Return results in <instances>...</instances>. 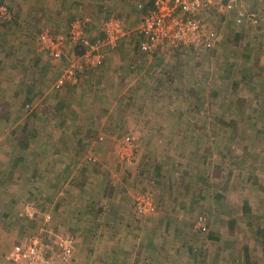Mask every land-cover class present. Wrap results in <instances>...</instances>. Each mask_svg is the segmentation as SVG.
Returning <instances> with one entry per match:
<instances>
[{
	"label": "rangeland",
	"instance_id": "1",
	"mask_svg": "<svg viewBox=\"0 0 264 264\" xmlns=\"http://www.w3.org/2000/svg\"><path fill=\"white\" fill-rule=\"evenodd\" d=\"M21 1L30 6L26 19L21 22L13 14L12 19L0 21V71L12 60L20 67L24 53L44 70L30 72L37 85L35 96L20 86L26 80L17 77L21 72L0 81V104L7 106L6 100L2 102L10 96L5 93L9 84L17 90L12 122L27 117L39 102L49 103L57 109L46 120L50 135L51 121L76 119L90 124L89 143L97 139L101 148L112 151L117 144L131 146L132 162L127 163L131 168L123 178L125 186L122 178L112 184L111 192L122 205L116 202L110 216L115 220L99 223L104 234L83 239L67 225L60 226L68 231H57L59 223L42 219L44 210L54 207V199L37 192L28 198L37 205L33 222L19 217L18 205L0 207L4 213L0 215V264H14L5 259L6 253L30 236L40 235L56 248L63 233L78 240L77 250L69 262L57 258L56 264H264V233L257 234L256 226L242 216L248 203L264 230V0H248V11L255 16L241 25L235 23L233 10L212 15L210 24L220 41L197 51L149 55L140 51L138 37L131 32L116 49H105L121 62L115 71L118 75L105 76L104 71L93 69L78 83L60 88L53 84L66 59L56 62L41 56L38 62L35 56L36 37L44 28L64 35L70 22L88 16L93 22L85 23L86 36L98 38L105 19L118 16L133 30L140 23L133 17L141 11L139 3L149 0H99L93 14L52 16L57 28L45 16L36 21L35 12L44 6L40 0ZM24 41L28 47L22 51L18 44ZM8 125L0 126L1 145L11 140L15 124ZM75 129L69 128V134ZM125 136L132 139L118 142ZM81 142L77 145L84 150ZM91 149L86 150L95 151ZM139 193L151 195L154 211L138 212ZM219 193L223 197L217 198Z\"/></svg>",
	"mask_w": 264,
	"mask_h": 264
},
{
	"label": "crops",
	"instance_id": "2",
	"mask_svg": "<svg viewBox=\"0 0 264 264\" xmlns=\"http://www.w3.org/2000/svg\"><path fill=\"white\" fill-rule=\"evenodd\" d=\"M40 1L44 6L41 7L42 10H40V13L35 12L39 15L36 21H43L40 16H45L54 26L57 20L53 19L54 17L52 16L62 18L65 15L72 17L76 13L82 15H87L88 13L93 14V11L100 7L98 5L99 0ZM7 2L12 10L11 15L14 14L17 20L22 22V20L26 19L24 16L30 14V12H27L30 6L26 7L22 1L7 0ZM142 15L143 11L141 10L138 16L133 17L140 22ZM49 16L51 17L49 18ZM84 17L85 18L81 19L87 21L88 24L93 22L91 17ZM131 20L132 17H129L128 21ZM71 23L72 22L68 25L67 33L64 34L66 36ZM55 27L57 28V26ZM50 30L58 37L64 36L61 33L57 34L52 28H50ZM66 36L64 38H66ZM23 46L24 48L28 47L25 41L22 43L19 42L18 49L22 50ZM35 51L38 53V55H35L36 57L38 56V62L41 60L39 59L41 56L50 57L38 51V44H36ZM22 58L24 60L20 67L12 60L7 69L0 71V81L2 80L5 82V80L10 79V74L14 76V73L19 74V72H21L17 77L26 80L24 82L22 81L20 86L25 87L26 94H33V96H35L37 95L35 94L37 85H34L33 81H31V77L33 76L30 72H34L33 70L39 72L44 69L40 66H34L35 61L29 59L30 57L26 56L25 53ZM50 58L52 59V57ZM112 58L113 54L110 53L106 55L103 62L94 69L100 72L104 71L105 76L118 75L115 71L121 62L117 57H114V59ZM54 61L57 62L56 59H54ZM3 65L4 63H2V66ZM32 66L34 67L32 68ZM64 68L65 65L60 74L63 73ZM29 84H31V88H29ZM9 86L11 88H5V93H9L10 96L6 99L4 98L2 102L5 104L7 102V106L0 104V126H6L8 123V126L12 124L15 125L11 132L10 142L7 137L6 139H8V141L5 140V144L1 145L2 138L0 137V178L3 176L5 177L2 182L0 180V183H4L0 184V201L3 198L9 199L8 202L3 201L4 203H0V207H12L14 204L16 206L18 205L19 217L32 221L34 217L38 215L35 208L37 205L28 198L29 193L34 196V192H37V195L41 194L43 197L54 199V207L52 205L50 210H44L42 219L47 223L52 221H54V223H59V226L57 225L55 228L58 229L57 231H61L62 225H67L75 234H83L81 236L83 239L86 237L91 238V234H104V231L100 233L102 229L98 227L99 223L101 224L104 219L115 220L110 216L115 213L117 203L118 206L119 204L122 205V202L120 203L121 198L117 200L116 196L111 192L114 188H112V184L119 183L117 180L122 178L121 183L125 186L123 178L128 175V170L131 168L130 164L127 163L132 162L130 161L132 158L128 155L130 150H132L131 147L123 148L117 143L127 141L124 140L125 138H128V140L132 138L125 136L122 138L123 140L121 139V141L116 142L115 144H117V146L114 151L108 146L101 148V143L97 139L91 143L88 142L91 141L88 139V133L90 132L88 128L90 124L77 122L76 119L62 121L60 118L49 123L48 127L51 129V132H53V135H50L45 129L46 120L50 118V112L53 111L55 115L57 109L50 108L51 105L45 102H39L36 108L32 109L27 117L25 116L26 118L24 117L18 120L17 123H14L11 120V115L13 113L12 105L17 96V90L13 89L12 84H9ZM83 93L88 95L87 90H84ZM33 98L35 99V97ZM5 100L6 102H4ZM77 123H80V125ZM72 127H76V129L73 133L71 132V134H69L68 129ZM78 127H84L85 129L84 131L81 129L78 130ZM81 140V143L84 144L85 147L84 150L77 145L78 141ZM82 144H80V146ZM91 147V150L95 151L90 153V151L86 149L88 148L90 150ZM32 149L36 151V156ZM85 150L86 152H84ZM126 169L128 170L126 171ZM49 194H51V196L53 195V197H49ZM111 198H113V200H111ZM17 200L20 202H16ZM40 206L41 208L45 207L41 204ZM28 208L34 210L35 214L33 217H31L29 213H26V209ZM0 215L3 216L4 213L1 212ZM93 216L95 218L88 229V223L91 222ZM96 222H98L97 225L95 224ZM65 231L68 230L63 228L62 232ZM77 238L78 237H76V239ZM76 243L78 244V240H76ZM77 244L75 251L77 250Z\"/></svg>",
	"mask_w": 264,
	"mask_h": 264
},
{
	"label": "built area",
	"instance_id": "3",
	"mask_svg": "<svg viewBox=\"0 0 264 264\" xmlns=\"http://www.w3.org/2000/svg\"><path fill=\"white\" fill-rule=\"evenodd\" d=\"M247 2L248 0H152L151 6L148 5L150 1L140 2L143 15L139 25L133 30L128 29L120 17L109 16L102 23L103 35L89 38L85 29L87 21L80 18L72 21L66 38L58 37L50 28H44L37 36L38 51L57 60L66 59L64 71L54 83L55 88H60L65 84L78 83L83 72L97 68L103 62L107 55L105 49H116L121 40L131 32L138 37L140 51L149 55L207 47L219 40L217 30L210 24L212 15L226 14L233 10L235 23L241 25L255 16V13H249ZM11 18L9 7L0 1V21ZM79 47L84 48L81 54L76 52ZM135 205L140 213L148 214L155 210L148 193L137 194ZM26 213L31 217L35 214L32 208L26 209ZM203 221L201 218L200 222ZM75 249L76 240L72 234L61 235L56 248L45 243L40 235H33L24 242L15 244L6 253L5 259L14 264H56L59 258L66 263L73 258Z\"/></svg>",
	"mask_w": 264,
	"mask_h": 264
},
{
	"label": "trees",
	"instance_id": "4",
	"mask_svg": "<svg viewBox=\"0 0 264 264\" xmlns=\"http://www.w3.org/2000/svg\"><path fill=\"white\" fill-rule=\"evenodd\" d=\"M0 1H2L3 2V0H0ZM150 1V3L148 4L149 6H151V4H152V0H149ZM9 10H10V13L12 12V10H11V8H10V6H9ZM12 19V18H11ZM103 35V32L101 33V36ZM220 41V38H219V40L217 41V42H219ZM36 42H37V39H36ZM206 46H201V47H198V48H194V47H192V48H184V49H182V50H187V49H194V50H201V49H203V48H205ZM84 51V48H82V47H79V48H77V50H76V52H77V54H81L82 52ZM175 51H177V50H175ZM174 52V51H173ZM172 53V52H171ZM42 54H44V53H42ZM63 61H65V60H63ZM66 62V61H65ZM94 69V68H93ZM93 69H90V70H93ZM90 70H87V72H90ZM86 72H83L80 76H82V75H84ZM61 75V74H60ZM59 75V76H60ZM58 79V78H57ZM56 82V81H55ZM223 123L225 124L226 122L225 121H223ZM206 150V152L207 151H210V149L209 148H206L205 149ZM217 195V198H221V197H223L222 196V194H216ZM245 206V207H244ZM244 206H243V209H242V216L244 215V218L245 219H247V220H250V223L251 224H254L255 226H256V232H257V234H261V235H263V233H264V230H263V228L261 227V223H260V220H261V218H258V215L257 214H255V213H253L252 212V207H251V205H249L248 203H244ZM227 215H228V213H226ZM230 223H232L233 221H229ZM255 229V228H254Z\"/></svg>",
	"mask_w": 264,
	"mask_h": 264
},
{
	"label": "clouds",
	"instance_id": "5",
	"mask_svg": "<svg viewBox=\"0 0 264 264\" xmlns=\"http://www.w3.org/2000/svg\"><path fill=\"white\" fill-rule=\"evenodd\" d=\"M29 107L31 106V104H27ZM18 243H20V242H18Z\"/></svg>",
	"mask_w": 264,
	"mask_h": 264
}]
</instances>
